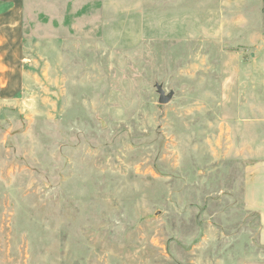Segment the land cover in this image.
I'll return each mask as SVG.
<instances>
[{"label":"rangeland","instance_id":"rangeland-1","mask_svg":"<svg viewBox=\"0 0 264 264\" xmlns=\"http://www.w3.org/2000/svg\"><path fill=\"white\" fill-rule=\"evenodd\" d=\"M30 1L0 264H264V0Z\"/></svg>","mask_w":264,"mask_h":264},{"label":"crops","instance_id":"crops-1","mask_svg":"<svg viewBox=\"0 0 264 264\" xmlns=\"http://www.w3.org/2000/svg\"><path fill=\"white\" fill-rule=\"evenodd\" d=\"M30 0H0V92L10 93L26 77V9ZM25 66V67H24Z\"/></svg>","mask_w":264,"mask_h":264},{"label":"water","instance_id":"water-1","mask_svg":"<svg viewBox=\"0 0 264 264\" xmlns=\"http://www.w3.org/2000/svg\"><path fill=\"white\" fill-rule=\"evenodd\" d=\"M157 91H158V94H159V102L161 104H167L172 99V95L173 94L166 95V92L162 88V86L157 85Z\"/></svg>","mask_w":264,"mask_h":264}]
</instances>
